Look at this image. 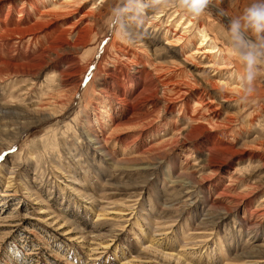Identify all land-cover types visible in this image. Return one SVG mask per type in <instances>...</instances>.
Wrapping results in <instances>:
<instances>
[{"label":"rangeland","instance_id":"1","mask_svg":"<svg viewBox=\"0 0 264 264\" xmlns=\"http://www.w3.org/2000/svg\"><path fill=\"white\" fill-rule=\"evenodd\" d=\"M249 2L161 0L128 45L117 0H0V264H264V65L245 95L222 38Z\"/></svg>","mask_w":264,"mask_h":264},{"label":"clouds","instance_id":"2","mask_svg":"<svg viewBox=\"0 0 264 264\" xmlns=\"http://www.w3.org/2000/svg\"><path fill=\"white\" fill-rule=\"evenodd\" d=\"M211 0H174L173 6L188 17H199ZM161 0H117L105 24L107 30L122 43L133 45L140 36L148 14L159 11ZM218 15L225 17L223 10ZM222 38L231 55L243 66L239 76L241 92L250 95L251 85L258 75V68L264 65V0H250L242 12L230 18L222 26ZM247 85V87H245ZM244 96L241 97V102Z\"/></svg>","mask_w":264,"mask_h":264},{"label":"bare ground","instance_id":"3","mask_svg":"<svg viewBox=\"0 0 264 264\" xmlns=\"http://www.w3.org/2000/svg\"><path fill=\"white\" fill-rule=\"evenodd\" d=\"M169 4V3H168ZM168 7L169 6H165L164 7V10L162 11V13H165L166 14V16L170 19L171 17H174V16H176V15H180V16H183V17H185V14H183L182 15V12L181 11H179L178 9H176L175 7H173V8H169L168 9ZM172 9H174V11L169 15L168 14V12L169 11H171ZM179 16V17H180ZM180 18V20L182 19H184V18ZM175 19V18H174ZM193 19V18H192ZM192 19L190 20H188V19H186L187 21H188V25L187 26H189V24L190 25H192V26H194L195 25V22H193L192 21ZM182 20H181V22H182ZM185 20V19H184ZM181 22H179L178 24H181ZM177 27H179V25L177 26ZM195 28V27H194ZM185 29H187V28H185ZM194 30H196V28L194 29ZM201 31H199V29H198V33H200ZM22 39H23V41H26V42H32L33 41V39H35V36L34 35H32L31 34V32H29V31H23V34H22ZM200 38H201V44H200V46L202 47V46H205V45H208L209 44V38H208V36L206 35V34H202V35H200ZM20 40V39H19ZM12 42V40H9V42H8V49H11V47H12V45H10V43ZM15 42V41H14ZM17 43V42H16ZM17 45V44H16ZM28 45V44H27ZM14 46V45H13ZM19 46V45H18ZM24 48V47H23ZM210 51L212 52V53H216V54H218V48L217 47H211L210 48ZM32 66H37L36 64H31ZM50 84V83H49Z\"/></svg>","mask_w":264,"mask_h":264},{"label":"water","instance_id":"4","mask_svg":"<svg viewBox=\"0 0 264 264\" xmlns=\"http://www.w3.org/2000/svg\"><path fill=\"white\" fill-rule=\"evenodd\" d=\"M216 11H217V9H216Z\"/></svg>","mask_w":264,"mask_h":264}]
</instances>
